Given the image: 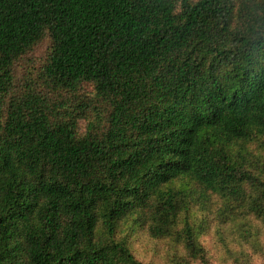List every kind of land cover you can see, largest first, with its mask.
<instances>
[{
    "label": "trees",
    "instance_id": "trees-1",
    "mask_svg": "<svg viewBox=\"0 0 264 264\" xmlns=\"http://www.w3.org/2000/svg\"><path fill=\"white\" fill-rule=\"evenodd\" d=\"M205 238L264 254V0H0V264H211Z\"/></svg>",
    "mask_w": 264,
    "mask_h": 264
},
{
    "label": "rangeland",
    "instance_id": "rangeland-1",
    "mask_svg": "<svg viewBox=\"0 0 264 264\" xmlns=\"http://www.w3.org/2000/svg\"><path fill=\"white\" fill-rule=\"evenodd\" d=\"M210 240H208V238H205L204 239V244L207 246V248L210 250V249H213L212 246H210ZM215 241V240H214ZM210 254L212 255V258L213 260L211 261V264H229L226 260L225 261H222V262H218L217 259L218 257L215 259L214 258V252L210 250ZM253 264H264V254L263 256L259 257L256 261H254Z\"/></svg>",
    "mask_w": 264,
    "mask_h": 264
}]
</instances>
